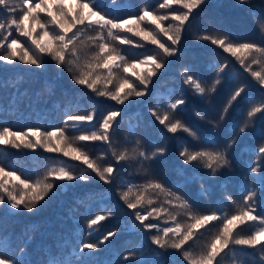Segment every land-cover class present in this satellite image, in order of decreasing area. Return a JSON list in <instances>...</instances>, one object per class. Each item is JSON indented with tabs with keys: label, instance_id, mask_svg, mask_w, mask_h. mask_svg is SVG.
Wrapping results in <instances>:
<instances>
[{
	"label": "snow or ice",
	"instance_id": "6c2138e0",
	"mask_svg": "<svg viewBox=\"0 0 264 264\" xmlns=\"http://www.w3.org/2000/svg\"><path fill=\"white\" fill-rule=\"evenodd\" d=\"M111 3L116 5L117 0H111ZM206 3L207 0H163L156 8L144 5L137 15L124 17L112 16L102 10L99 0H38L34 4L31 0H0V62L6 66L20 63L43 69L45 58H48L58 69H66L75 85L84 86L96 96L121 106L108 110L97 121L98 128L73 137L65 134L66 129L93 122L96 119L95 109L86 115L68 114L65 127L53 131L0 128V146L41 148L49 153L62 154L82 165L77 174L76 168L65 166L61 161L59 167L49 169L42 179L30 182L0 163V206L4 216L39 211L55 195L58 181L66 187L75 182L88 183L98 179L106 185H115L116 195L123 202V207L119 202L115 207L121 211L126 209L134 216L132 227L150 234L148 239L151 243L146 250L134 247L112 264H222L224 255L234 253L238 248L251 250L249 255L258 252L256 264H264V94L259 102L248 108L243 123L231 121L229 131L236 135L224 142L213 137L209 129L194 127L175 115L181 106H186L184 89L178 98L167 97L169 102L165 105L158 100L156 107L148 108V113L155 118L149 124L154 130L157 125L162 126L160 135L175 140L178 155L171 161L168 159L169 146H158L151 137L144 140L137 138L130 151L127 148L117 151L113 147L117 118L132 103V97L141 98L149 93V85L165 66V58L175 56L180 50L194 12ZM174 4L179 9H172ZM237 4L250 6L251 0H237ZM159 10L165 11L161 14ZM249 15L257 28L256 37L237 42L230 33L220 31L194 36L196 41H207L222 49L234 60V64L227 58L221 64H212L216 71L210 84L200 68L185 67L181 72L183 84L202 101L210 100L221 85L227 83L226 99L218 117L207 119L200 111L195 112V116L206 121L212 129L229 123L228 117L245 98L253 82L259 86L258 90H264V14H257L249 7ZM13 30L19 36L9 40ZM129 33L156 46L159 51L128 62L120 45L144 47V44L131 39L127 35ZM161 36L167 41H162ZM19 37L26 40L22 42ZM84 38L91 48L89 52H85L83 47ZM142 66L144 70L137 72L136 69ZM129 69H132L130 76L135 77L134 80L127 75ZM230 69L237 73L234 84ZM243 73H247L251 80L240 79ZM258 114L261 123L257 127L255 121ZM135 129L136 125H131L129 134L135 135ZM165 132L172 134L171 137ZM250 132L261 141L258 146L249 149V154L256 158L249 166L253 185L241 186V191L246 194L239 203L230 195H225L224 199L235 204L234 209L223 211L214 208L205 213L194 210L182 194L183 187L199 180L200 195H205L209 191L205 182L209 177H217L222 170L231 169V150L242 135L247 136ZM177 134H186L191 143L184 135ZM87 142L106 144L111 153L109 161L106 164L98 162L103 161L107 153L92 157L87 151ZM129 159L139 162L138 171L145 174L144 183L134 184L121 177L122 162ZM154 162L162 165L166 172H175L184 179L169 186L165 179L152 171ZM201 168L207 170L205 174L199 173ZM118 178L121 182L115 184ZM114 214L112 209H108L88 219L87 235L82 242L78 239L71 245V257L61 249H55L48 264H105L99 250L111 254L113 249L109 246L119 229L113 228L102 235L97 233L100 222ZM201 236L206 237L204 243L199 250H193L190 242L199 240ZM30 240L28 237L21 246L11 235L0 231V264H34L28 259ZM67 246L65 243L62 248L66 250Z\"/></svg>",
	"mask_w": 264,
	"mask_h": 264
},
{
	"label": "trees",
	"instance_id": "16d2710c",
	"mask_svg": "<svg viewBox=\"0 0 264 264\" xmlns=\"http://www.w3.org/2000/svg\"><path fill=\"white\" fill-rule=\"evenodd\" d=\"M31 2L34 4L38 0H31ZM99 2L103 6L102 10L112 16L126 17L137 15L140 7L144 5L156 8L158 3L163 0H117L116 5H113L111 0H99ZM249 7L257 14H264V0H251L250 6L238 5L237 0H207L204 6L194 12L188 30L185 31L183 41L179 46L180 50L175 56L165 58V66L153 77L152 83L149 85V93L141 98L132 97V103L117 118L113 134V147L117 151L125 148L130 151L135 146L137 138L144 140L146 137H151L158 146H169L168 159L170 161L177 156L175 140L165 139L160 135L159 129L162 126L157 125L154 130L149 124V121H154L155 118L148 113V108L156 107L158 100L161 105L167 104L169 96L171 99L178 98L182 89L186 93V106H181L179 112L175 113L177 117L185 119L194 127L209 129L212 136L219 138L221 142L236 135L229 131L231 121L243 123L248 108L261 100L264 90H258L259 86L253 82V86L249 87L245 98L236 105L228 117L229 123L212 129L206 121L199 120L195 116V112L200 111L207 119L218 117L219 109L226 99L227 83L222 84L210 100L202 101L193 96L191 90L183 84L184 78L181 76V72L185 67L200 68L210 84L216 71L214 67H211L212 64H221L225 58L234 64V60L229 54L223 53L222 49L207 41H196L194 36L204 32L220 31L230 33L237 42L256 37L257 28L249 15ZM172 9H179V6L174 4ZM159 11L163 14L165 10ZM41 15L43 16V14ZM4 18H7L6 14ZM167 23L168 21L165 22V25ZM127 35L134 41L144 44L143 48L131 45L119 46L128 62L131 63L142 58L145 54L159 51L156 46L140 40L139 37H133L130 33ZM18 36L19 34L13 30V36L9 37V40ZM19 39L22 42L26 40L24 37H19ZM84 39L83 47L85 52H89L91 48L88 46L87 39ZM161 40L167 41V38L161 36ZM116 43L118 44V42ZM45 59L46 63L43 69L20 63L15 66H6L0 62V128L8 126L12 131H23L27 128L53 131L65 127L64 122L68 114L86 115L95 109L96 119L93 122H84L75 128L66 129L65 134L68 137H73L98 128L97 121L102 119L108 110L121 107L105 97L96 96L84 86L75 85L66 69L62 71L50 59ZM235 67L239 68V65H235ZM143 70V66L136 69L137 72ZM131 71L132 69H129L127 75L130 76ZM229 71L234 84L237 73L231 69ZM130 79L134 80L135 77L130 76ZM240 79L251 80L247 73H243ZM157 110H162V108ZM260 123L258 114L255 124L258 127ZM131 125H136L135 135L129 134ZM165 135L171 137L172 134L165 132ZM177 135H184L191 143V138L186 134ZM126 140L129 143H125ZM260 142V138L252 135L251 132L247 136L242 135L231 150L229 157L232 162L231 169L222 170L217 177H209L205 182L209 191L205 195H200L199 180L183 187L182 194L193 205L194 210L205 213L214 208H220L223 211L235 208V204L224 197L230 195L234 201L239 203L243 195L246 194L241 191V186L253 185L254 180L249 172V166L256 158L249 154V149L258 146ZM87 144V151L94 158L102 153H107L106 158L103 161H98L99 163L106 164L109 161L111 153L106 144L101 142H87ZM61 161L65 166L76 168L77 174H79L78 169L82 167L80 162L72 161L63 157L62 154L49 153L41 148L35 150L23 147L12 149L0 146V163H3L7 170H15L17 175L30 182L42 179L49 169L59 167ZM122 165L121 177L124 181H131L134 184L144 183L145 174L138 171L140 164L137 160L129 159L123 161ZM152 171L165 179L169 186L172 182L184 179V176L177 175L175 172H166L158 162L152 164ZM206 171L203 168L199 169L200 174H205ZM120 182L118 178L115 184H120ZM117 202L123 207V202L119 201V197L116 195L115 185L109 186L97 179L88 183L75 182L65 187L62 182L58 181L55 195L51 196L47 204L39 211L32 213L24 211L6 217L3 214L2 206H0V231L11 235L15 242L21 246H23V241L30 237L28 259L34 264H48L51 253L55 249H61L71 257V245L78 239L82 242L84 236L87 235V220L96 214H102L106 210L112 209L115 213L114 216L100 222V231L97 233L102 235L113 228L119 229L117 237L112 238L113 243L109 246L113 249L111 254L105 250H99V255L104 259L105 264H112L122 258L124 252L134 247L146 250L151 243L148 239L150 234H145L142 230L138 231L132 227L134 216L126 209L121 211L120 208H116ZM205 239L206 237L201 236L199 240L190 242L193 250H199ZM65 243L68 245L66 250L62 248ZM250 251L238 248L234 253H226L222 264H234V262L235 264H241V262L256 264L259 253L251 252L249 255Z\"/></svg>",
	"mask_w": 264,
	"mask_h": 264
}]
</instances>
